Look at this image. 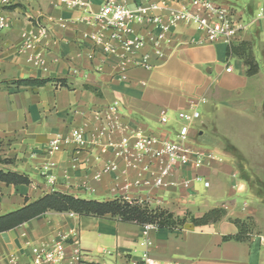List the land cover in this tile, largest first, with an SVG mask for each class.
Listing matches in <instances>:
<instances>
[{
	"label": "crops",
	"instance_id": "1",
	"mask_svg": "<svg viewBox=\"0 0 264 264\" xmlns=\"http://www.w3.org/2000/svg\"><path fill=\"white\" fill-rule=\"evenodd\" d=\"M89 1L96 11L107 0ZM114 1L135 7L142 0ZM153 1L176 7L170 0ZM213 1L235 5L229 9L243 25L264 9V0ZM11 7L0 9V23L7 24L0 30V170L27 175L31 184L0 182V216L51 192L99 201L149 196L152 207L177 216L201 217L224 208L227 215L216 224L151 231L149 254L159 264H264V16L231 43L210 42L204 32L180 23L168 36L163 58L157 59L150 45L144 48L153 64L147 70L135 65L136 59L93 57L88 37L93 28L81 20V10L51 0H15ZM243 42L259 67L253 76L243 59L228 55L230 44ZM28 78L64 79L68 86L11 85ZM193 107L203 112L190 132L192 144L205 155L203 166L174 170V188H136V181L151 177L141 169L156 171L157 161L151 156L139 161L133 149L117 158L108 142L138 131L167 137L179 125L178 113ZM163 113L170 118L167 127L160 123ZM75 128L85 132L84 147L62 143L58 151L51 149L52 141L68 139ZM111 163L117 169L105 171ZM241 165L250 168L257 186L241 174ZM248 217L256 224L250 240H224L238 233L231 220ZM65 234L97 263L128 264L144 252L139 225L48 212L0 233V264L12 258L24 263L31 247Z\"/></svg>",
	"mask_w": 264,
	"mask_h": 264
},
{
	"label": "built area",
	"instance_id": "2",
	"mask_svg": "<svg viewBox=\"0 0 264 264\" xmlns=\"http://www.w3.org/2000/svg\"><path fill=\"white\" fill-rule=\"evenodd\" d=\"M51 1L59 7L83 11L84 16L81 20L93 28L88 34L93 44V57L100 55L104 61L112 56H117L123 61L136 59L135 65L147 70L152 69L153 64L150 61L151 55L143 52L144 48L150 45L155 57L163 58L165 45L169 41L168 36L180 23L204 32L210 42L223 39L231 43L245 28L264 16V9H261L256 18L248 25H243L229 8L213 0H170L176 5L172 8L153 0H142L135 7L107 0L96 11L92 9L89 0ZM14 2L15 0H0V9L10 8ZM6 27L7 24L2 19L0 30ZM227 71L230 72L231 67H228ZM111 111L114 113L115 107H112ZM200 118L201 113L193 107L178 113L179 125L167 137L151 136L138 131L121 138L118 142L111 139L108 147L114 151L117 158L128 155L133 149L139 161L148 156L157 161L159 167L156 171L151 170L149 166L141 169V173H150L151 177L136 181L134 183L136 188L146 187L149 191L174 188L178 186V183L171 179L174 170L189 167L200 169L203 166L205 155L194 147L190 138V132ZM160 123L164 127L170 124V118L166 113L162 114ZM113 127L108 128L109 134L112 133ZM62 143L84 147L86 144L84 130L75 128L68 139L59 138L52 141L51 149L58 151ZM116 169L117 166L111 163L105 171ZM195 180L202 179L197 176ZM190 183V180H186L183 184L188 186ZM204 184L205 187H209L208 182ZM148 198L134 200L150 205V197ZM71 215L76 214L71 213ZM141 227L143 239L140 246L144 248L142 258L137 261L131 260L128 264H159L148 251L152 245L150 233L156 227L152 224ZM71 234L62 235L50 243L33 246L28 261L21 263L18 259L12 258L10 264H103L92 261L90 255L78 247V240Z\"/></svg>",
	"mask_w": 264,
	"mask_h": 264
},
{
	"label": "trees",
	"instance_id": "3",
	"mask_svg": "<svg viewBox=\"0 0 264 264\" xmlns=\"http://www.w3.org/2000/svg\"><path fill=\"white\" fill-rule=\"evenodd\" d=\"M228 55H235L243 59L247 67L246 73L248 76H253L258 73L259 67L249 43L243 42L239 45L230 44ZM48 84L61 87L68 86L66 80L52 78H28L16 80L11 83V85L18 87L38 88L45 87ZM84 88L96 91L95 88L88 85ZM0 182L16 186L31 184L27 175L2 170H0ZM48 212L74 213L78 216H92L97 218L108 217L119 222L133 223L139 226L152 224L158 230L166 229L170 231H180L187 224L194 227L216 224L227 215L224 208H214L201 217H196L191 213H186L184 216H177L167 209L151 207L149 204L141 203L137 200L128 201L125 198H116L114 200L99 201L95 199L76 198L60 192H51L33 202L26 203L17 210L1 215L0 233L11 231ZM231 221L237 226L238 233L232 236H225L224 240L245 242L250 240L254 235L256 224L253 218L233 219Z\"/></svg>",
	"mask_w": 264,
	"mask_h": 264
},
{
	"label": "rangeland",
	"instance_id": "4",
	"mask_svg": "<svg viewBox=\"0 0 264 264\" xmlns=\"http://www.w3.org/2000/svg\"><path fill=\"white\" fill-rule=\"evenodd\" d=\"M236 6H238V8L240 9V5H236ZM228 8H235V5H228ZM237 8V7H236ZM201 114H203V112L201 111ZM203 116V115H202ZM203 118V117H202ZM201 118V119H202ZM201 119H200V121H201ZM240 171H241V174L243 175V176H246V177H248V178H252L253 180V185L254 186H257L258 185V183H257V181L253 178V176H252V172H251V170H250V168L247 166H244V165H241L240 166ZM152 207V206H151Z\"/></svg>",
	"mask_w": 264,
	"mask_h": 264
}]
</instances>
